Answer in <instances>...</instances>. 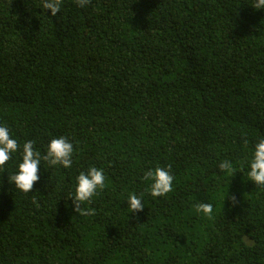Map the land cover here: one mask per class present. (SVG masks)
<instances>
[{"label":"trees","instance_id":"1","mask_svg":"<svg viewBox=\"0 0 264 264\" xmlns=\"http://www.w3.org/2000/svg\"><path fill=\"white\" fill-rule=\"evenodd\" d=\"M42 3L0 0V124L42 154L67 138L73 164L42 160L27 193L10 179L19 152L0 170V264H264V188L244 166L264 136V10L61 0L52 16ZM92 166L105 187L75 210V177ZM157 166L174 179L154 198Z\"/></svg>","mask_w":264,"mask_h":264},{"label":"clouds","instance_id":"2","mask_svg":"<svg viewBox=\"0 0 264 264\" xmlns=\"http://www.w3.org/2000/svg\"><path fill=\"white\" fill-rule=\"evenodd\" d=\"M88 0H76L78 7H84ZM42 7L49 14L55 16L61 8V0H43ZM253 10H264V0H252ZM249 142L246 140L245 145ZM19 152V161L10 179L16 190L22 193L31 192L35 182L39 180L38 171L41 161L49 166H60L69 169L73 164V143L60 136L49 140L43 154L35 149L31 140L25 141L21 146L11 134L9 128L0 124V170H3L13 155ZM250 155L245 161L247 177L255 186L264 188V136L258 137L252 144ZM232 162L225 160L218 165L220 170L231 171ZM145 178L150 181L149 193L152 197L166 196L173 187V175L168 168L155 167L146 172ZM105 174L102 169L89 167L75 177L74 195L71 200L77 210L82 203L91 201V198L105 187ZM128 213H139L145 207L141 195L129 193L125 200ZM213 206L209 203H199L197 211L204 215H211Z\"/></svg>","mask_w":264,"mask_h":264}]
</instances>
